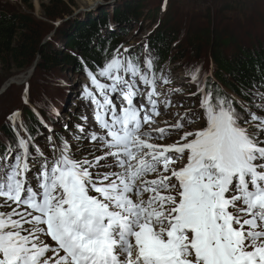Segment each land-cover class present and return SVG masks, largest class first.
I'll return each mask as SVG.
<instances>
[{"label":"snow or ice","instance_id":"obj_1","mask_svg":"<svg viewBox=\"0 0 264 264\" xmlns=\"http://www.w3.org/2000/svg\"><path fill=\"white\" fill-rule=\"evenodd\" d=\"M145 48L143 62L125 49L85 65L95 126L82 116L75 144L49 135L42 148L19 109L8 115L0 264H264V116L252 111L264 93L237 101L195 67L201 111L154 127L182 89L160 91L172 81Z\"/></svg>","mask_w":264,"mask_h":264},{"label":"rangeland","instance_id":"obj_2","mask_svg":"<svg viewBox=\"0 0 264 264\" xmlns=\"http://www.w3.org/2000/svg\"><path fill=\"white\" fill-rule=\"evenodd\" d=\"M93 2H96V5L88 9V11L81 13L80 16L78 15L71 21L68 20L62 23L60 22L61 17L53 21L43 18L44 9L42 5H49V0H0V11L22 12L33 16L35 18L34 24H38L37 28L41 30L42 43L47 42L48 38L58 30L68 31L69 26L66 24H72V20L86 22L106 14L107 31L100 33V35L109 33L112 37L119 38L120 42H122L121 49L118 51L120 54H123L125 49H132L134 52L141 47L139 55L141 62H143L146 55V48L144 47L146 41L154 33L158 25L157 22L161 17L162 28L170 32L173 38L178 39L177 43L173 40L170 41L171 44L173 42L172 48L175 46L173 48L174 51L179 50L180 45H185L186 42L197 36L195 38L201 40L205 44V48L200 56L198 54L190 55L191 62L187 66L184 65L183 60L173 58V51L171 53L172 56L164 62L157 63L155 58L157 71L169 74L172 81L170 85H165L160 91L162 93L166 92L168 88H178L182 89V91L176 92L170 97L172 106L166 112L165 118H161L162 115L159 118V123L154 125V127H166L167 124L165 122L170 123L179 119L188 108L201 111L199 103L189 95L196 90V85L188 83L190 79L188 72L195 67H199L202 74H206L207 83L210 86L215 84L213 79L215 66L208 53L212 46L211 43L207 44V41L214 43L222 32L229 31L232 35V43L224 47V51L221 52L226 58L237 54L238 44L240 43H242L241 45H243L247 53L251 55L255 54V48L264 45V0H72L71 3L68 0H56L55 4H61V8L65 6V11H70V14L81 8L88 7ZM134 4L139 7L138 10L141 13L142 22L137 21L134 23L131 20L125 22L121 18V20H117L115 17L113 20L112 12L120 10L124 14L126 13V6H134ZM26 5L32 6V10L27 8ZM151 5L158 7V9L154 20L150 21L146 19L145 13L147 9L144 10V8ZM150 13L153 12L151 11ZM58 43L59 48L66 47L64 49H67V45L62 46L64 44L62 39ZM205 49L207 50L206 52ZM262 49H264V46ZM147 51L149 52V50ZM179 51L177 55H179ZM151 55L155 57V54L151 53ZM72 57L75 58L77 56L74 53ZM61 69L48 73L45 68L38 65V60L31 67L20 72L14 70L10 64H0V125L9 124L7 121L8 115L17 109L20 111V117L22 114L24 117L27 107L31 110L35 109V113H40V110L34 104L35 101L43 104L45 100L51 99L55 101V98L59 95V104L57 103L55 107H59L56 109L58 111L57 116H55L56 112L54 111L52 122L46 121L48 125L46 132L40 135L37 134L35 142L42 148H47L48 136L53 135V138L56 139L55 134L58 133L75 144L76 142L72 137L77 129L72 127L77 119V114L81 111L83 105L85 115L94 111V108L90 106L88 101L81 99L80 96L85 84H88L86 79L83 76H78L73 70L65 67ZM62 79H64L63 83ZM52 82H55L58 86L68 88L65 97L59 92V88L50 85ZM26 85L30 86L28 103H25ZM3 88L4 90H2ZM65 89H62V91H65ZM260 102L256 99V103ZM47 105L50 109L52 108L51 104ZM252 111L264 116V110L257 109L255 106H253ZM65 123L69 125L68 129H65ZM198 126L200 125L194 124L188 130ZM49 128L54 131L50 133ZM178 139V135H173L164 142L172 143ZM83 147H89V145L85 143Z\"/></svg>","mask_w":264,"mask_h":264},{"label":"trees","instance_id":"obj_3","mask_svg":"<svg viewBox=\"0 0 264 264\" xmlns=\"http://www.w3.org/2000/svg\"><path fill=\"white\" fill-rule=\"evenodd\" d=\"M56 0H49V5L43 6V18L53 21L56 18L66 15L69 12L65 11V6L61 8V4H55ZM26 2V1H25ZM69 3L72 0H68ZM163 2V1H162ZM27 8L32 10V6L26 5ZM126 13L123 14L120 10L112 12V17L117 20L131 22H142L141 13L138 10V5L126 6ZM145 13L146 19L154 20L157 14L158 7L149 6ZM143 11V9H142ZM153 13H150V12ZM81 15V14H80ZM79 15V16H80ZM164 16V14H163ZM111 17V19H112ZM76 18V17H75ZM121 18V19H120ZM162 18V17H161ZM157 22V27L154 33H152L146 41L149 52L155 54L156 61L164 62L170 58L173 51V58L177 60H183L184 65L187 66L190 61V55H201L205 44L201 40L194 36L185 45H180L179 50H173L171 40L177 43L178 39L173 38V35L166 29L162 28V22L160 19ZM141 19V20H140ZM144 19V18H143ZM35 18L30 14H23L22 12H5L0 11V64H10L16 71H23L29 68L38 60V65L50 73L52 71L62 70L65 67L69 70H73L78 76L87 78L85 72V65L89 69L95 70L97 65H101L106 59L116 55L121 49L120 39L112 37L109 33L107 35H100V33L107 31L106 14H102L100 17L87 20L86 22H78L72 20L73 23L66 24L69 28L66 30H58L55 34L48 38L47 42H41V30L37 28L38 24H34ZM63 21V22H67ZM71 21V19H70ZM165 21V20H164ZM62 23V22H61ZM210 26V25H209ZM64 41L63 47L67 45V49L59 48V40ZM232 35L229 31L222 32L221 35L214 41V43L207 41V44L211 43L212 48L208 50L212 63L215 66L213 77L215 84L211 85L212 88L218 90L222 95L228 97H235L237 101H241L247 104H252L253 96L249 93H264V45L255 48V54H248L246 49L243 48L242 43L238 44V52L235 56L225 57L221 52L224 51V47H227L229 43H232ZM141 51V47L133 52L130 49L131 55L135 58L138 57L137 52ZM179 51V55L178 54ZM207 50L205 49V52ZM77 57H72L74 56ZM78 55H77V54ZM51 80V79H50ZM64 79H62V83ZM88 80V84H89ZM51 86L59 88V92L66 96L68 90L67 87L58 86L55 82L50 83ZM65 91H62V89ZM59 95L53 100H45L43 104L35 101L34 104L40 110L39 115L33 110L27 107L26 112L20 117L28 127L31 134H35L42 131L43 124L40 123L41 118L43 121L52 122L53 112L57 116L59 107ZM47 104H51L50 109ZM35 106V107H36ZM36 107V108H37ZM65 108V107H63ZM239 109V104H237ZM52 110V111H51ZM241 110V109H240ZM45 111V112H44ZM43 112V113H42ZM47 123V122H46ZM64 131V129H63ZM12 139L14 141V133L11 129V125L8 123L0 125V154L3 153L7 140Z\"/></svg>","mask_w":264,"mask_h":264},{"label":"water","instance_id":"obj_4","mask_svg":"<svg viewBox=\"0 0 264 264\" xmlns=\"http://www.w3.org/2000/svg\"><path fill=\"white\" fill-rule=\"evenodd\" d=\"M103 1H107V0H103ZM96 2L91 3L88 7L86 8H81L73 13H67L66 16H64L60 22L66 21V20H70V19H74L75 17H77L78 15H80L81 13L88 11V9H90L91 7L95 6Z\"/></svg>","mask_w":264,"mask_h":264},{"label":"bare ground","instance_id":"obj_5","mask_svg":"<svg viewBox=\"0 0 264 264\" xmlns=\"http://www.w3.org/2000/svg\"><path fill=\"white\" fill-rule=\"evenodd\" d=\"M86 81H87V79H86ZM162 118H165L164 116H162Z\"/></svg>","mask_w":264,"mask_h":264}]
</instances>
